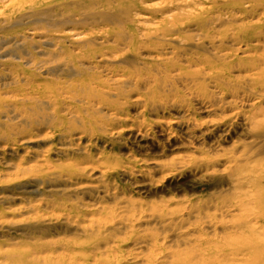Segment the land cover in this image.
Returning <instances> with one entry per match:
<instances>
[{
  "label": "bare ground",
  "instance_id": "1",
  "mask_svg": "<svg viewBox=\"0 0 264 264\" xmlns=\"http://www.w3.org/2000/svg\"><path fill=\"white\" fill-rule=\"evenodd\" d=\"M10 1L0 0V33L7 32L21 20L29 24L33 21L30 17L16 15L10 5H6ZM26 1L31 4L34 0ZM57 1L54 5L51 2L50 7V11H59L49 21L54 28L53 33L48 39L46 32L43 38L51 45L49 52L40 58L29 52H25V56H16L20 62L31 65L33 70L44 72L47 77L39 74L31 77L26 75L25 69L24 73L17 72L18 68H22L19 64H6L11 66L10 73L17 72L16 77V74L25 76L21 77L25 87L29 86L32 90L29 94L17 97L21 104H12L13 101L8 103L0 96V114H5L9 123H12L9 118L18 119V134L28 133L37 126L46 128V136L52 141L62 140L63 144L71 142L76 135L78 141L89 136V142L93 138L109 142L108 138L117 133L116 126L123 124L124 120L128 121L126 119L129 117L123 111L132 103L140 107L141 121H131L129 128H136L135 137L141 141L153 134V124L158 126L159 136L164 135L168 140L180 138L191 144L194 139L205 136L216 135L222 139L232 132L241 133L248 125L246 123L250 122V131L257 142L243 148L256 150L254 156H257V160L256 157H247L246 153L241 155L239 152L237 156L235 150L231 153L223 151V155L215 157L205 151L201 153L200 160L190 155L167 162L157 158L142 159L133 164L132 172L118 158L98 157L97 163L91 162L85 166L74 161L73 165H67L71 166L70 170L63 166L69 178L81 179L88 172V167H92L90 171L93 173L101 169L98 175L107 184L110 176L118 172L122 175L130 173L132 178L135 175L145 178L155 172H162L171 178L185 167L203 168L207 173L211 171L214 177L216 166L227 164L236 169L232 181L234 178L238 181L245 172L244 167L253 163L264 164V0H198L202 1L200 5L194 4L195 0H165L161 13L170 14L144 25L141 30L128 21L130 9L119 11L116 6L108 8L119 2L128 8L133 4L132 0ZM82 4L91 6V10L99 8L101 12L95 9L81 14L79 10ZM69 6L76 7L70 10ZM57 32L62 37L53 36ZM4 40L6 38L1 35L0 41ZM144 50L150 53L147 58L140 55V51ZM23 89L18 91L23 92ZM245 105L251 109L249 115L241 110ZM170 110L188 115L166 119L164 123L158 114ZM224 110L232 115L224 118L213 115ZM104 111L109 115L106 116ZM196 112L213 115L215 119L210 117L209 122L192 119L196 117ZM149 114H156L158 120H149ZM171 125L179 132L172 130ZM121 128L122 131L126 129L124 125ZM192 130L199 135L193 134ZM13 132L5 135L6 145H10L17 135ZM176 133L182 135L177 136ZM1 137L3 135L0 134ZM54 142L49 151L54 147ZM89 142L86 148L91 146ZM219 148L220 144L216 143L215 151ZM57 151L64 155L69 148L59 144ZM72 157L74 155L64 158L70 160ZM50 161L45 157L43 174L45 177L59 178L55 175L63 173L62 165H58L60 169L57 170L60 172L54 173L56 166L53 167ZM31 168L32 171L36 170V167ZM231 179L228 181L232 183ZM260 185L261 182H258L252 186ZM130 204L127 203V206ZM56 206L68 208L65 200ZM139 220L131 218L124 225V230H129V234L138 236L134 238L135 245L127 251L123 249V241L118 239V229L112 228L113 219L104 225L92 220L83 221L79 226L82 235L76 240L88 242L92 238L93 241L89 242L91 245L100 239L112 242L104 254H94L93 249L89 254L93 257L104 255L106 258L115 255L117 264H264V249L253 242L254 245L241 246L242 254L231 256L228 252L225 254V246L208 248L209 235L205 232L195 236L178 232V242L167 246V237L160 239L154 236L148 241L139 236L135 231V223ZM162 220L160 223L167 227L176 222L173 217ZM187 220H190L189 216ZM179 221L182 223L185 220ZM59 225L65 227L61 220L53 221L49 226L61 229ZM170 231L174 233L175 229ZM199 239L201 243H195ZM72 252L68 257L74 260L75 253ZM86 255L85 252L79 254L81 259L85 256L84 260L89 256Z\"/></svg>",
  "mask_w": 264,
  "mask_h": 264
},
{
  "label": "rangeland",
  "instance_id": "2",
  "mask_svg": "<svg viewBox=\"0 0 264 264\" xmlns=\"http://www.w3.org/2000/svg\"><path fill=\"white\" fill-rule=\"evenodd\" d=\"M55 1L34 0L29 4L26 0H11L6 3V5H10L13 12H16V15L20 14L33 20L32 24L21 20L10 27L7 32L0 33V36L6 38V40L0 41V96L8 103L13 101L12 104H21V100L17 97L32 92L29 86L25 87V81L21 78L23 75L16 74L18 76L16 77L15 73H21L25 69L26 75L31 77L38 74L47 77L44 72L33 70L31 65L25 64L23 61L20 62L16 56L19 54L25 56V52H29V54H35L34 56L40 58L39 56L43 57L49 52L51 45L43 38L47 32L46 35L49 39L50 33H53L54 30L49 21L54 13L59 12L50 11L51 2L54 5ZM132 1H134L133 4L128 8L121 2L112 4L108 8L112 9L116 6L119 7V11L130 9L128 21L138 30H141L144 25L158 21L163 16L170 14L162 15L163 13H161L160 9L165 6V0ZM18 2L19 4H17ZM201 2L195 0L194 4L200 5ZM75 7L69 6L68 8L72 10ZM95 9L101 12V9ZM95 9L91 10V6L82 4L79 13L86 14ZM173 9L170 10L173 11ZM53 36L62 37L59 32ZM140 55L147 58L150 53L148 50H144L140 51ZM7 62L17 63L23 69L18 68L19 71L17 69V72L10 73L11 66L6 65ZM21 89L23 92L18 91ZM241 110L247 115L251 113V109L247 105ZM140 112V107H136L132 103L128 104L123 111V114L129 117L126 119L128 121L124 120L123 124L116 126L118 127L115 131L117 133L108 138L109 142L105 140L100 142L95 138L89 142V136L78 141L76 135L71 142L66 141L65 144L62 140L52 141L49 136H46V128H37V126H34L30 132L19 133L21 134L19 135L16 132V127L20 125L18 119L9 118L12 122L9 123L5 114H0V134L3 135L0 138V264H63V262L64 264L67 262L71 264H117L115 255L106 258L104 255L93 257L89 254L92 249L94 254L98 252L104 254L106 248L112 246V242L100 239L91 245L89 242L93 241L92 238H89L88 242L82 239L76 240L82 235L79 229L80 224L90 220L104 225L113 219L112 228L118 229L116 234L118 239L123 241V249L126 251L135 245L134 238L138 237L135 234H129V230H124V225L127 224L126 220L131 218L140 219L135 223V231L139 236H143L148 241L154 236H158L160 239L167 237V246L178 242V232L194 236L205 232L209 235L208 248L225 246V254L228 252L231 256L242 254L241 246L243 244L254 245L252 242L264 249V164L253 163L244 167L245 172L238 181H235L236 178L232 181L231 178L232 175L235 176L236 169L227 164L216 166L214 177L211 176V171L207 173L199 167H185L178 170L176 175L171 178L162 172H155L145 178L136 175L132 178L130 173L126 172L122 175L121 172H118L110 176L108 184L98 175L101 169H97L98 171L93 173L90 171L92 167H88V172L81 179L68 177L67 170H70L71 167L67 166L68 164L73 165L75 161L76 164L85 166L91 162L97 163L98 157L118 158L132 172L134 171L133 164L142 159L157 158L167 162L190 155L200 160L201 153L205 151H209L211 156L215 157L223 155V151L231 153L235 150L237 156L239 152L241 155L246 153L247 157H256L255 160H257V156H254L256 150L243 149L251 143H257L250 131V122L246 123L248 124L246 127V124L244 125L245 128L241 127L244 128L241 133L232 132L227 138L222 139L216 135L205 136L194 139L191 144L180 138L168 140L164 135L159 136L158 126L153 124L151 128L153 134L148 139L141 141L135 137L136 128L133 130L129 128L132 124L131 121H141L139 119L141 118ZM248 112L250 113L248 114ZM108 115L109 113H106V116ZM186 115L188 114L176 110L158 114L164 123L167 122L166 119ZM195 115L196 117H192V119L197 118L200 121L209 122V119H215L213 115L224 118L230 117L232 113L224 110V112H216L213 115H204L198 112ZM156 116V114H149L148 119L156 122L158 120ZM121 125H124L126 129L122 131ZM135 125L137 126V124ZM171 129L179 132L173 125H171ZM190 130L191 128L189 129L191 134ZM11 131L16 132L17 135L14 136L10 145H6L5 135ZM192 132L199 135L198 132L194 133V130ZM179 135L177 134V136ZM186 140L188 141V139ZM53 142L55 145L49 151ZM88 142L91 146L86 148ZM216 143L220 144V148L215 151ZM59 144L69 148L67 154L63 155L57 151ZM70 155H74V157L70 160L64 158ZM45 157L49 161L51 160L50 162L53 167L56 166V170L62 168L61 172L63 173L55 175L59 178L45 177L46 175L43 174ZM58 165L62 166L58 168ZM63 166H66L67 170ZM31 167H36V170L32 171ZM96 167L97 165H95ZM56 170L54 173L60 172V170ZM31 173L33 174L31 175ZM24 175L27 177L26 179H24ZM21 179L22 181H20ZM230 179L232 183L228 181ZM258 182H261L260 186H252ZM63 200L67 203L68 208L56 206ZM127 203L131 204L127 206ZM70 204L74 207L70 208ZM188 216L189 221L187 220ZM168 217H173L176 220L171 227L160 223L163 221L162 219ZM179 219L185 221L181 223ZM56 220H61L65 227L59 225L61 229H53L52 226H49ZM172 229H175L174 233L170 231ZM195 243H201V240L199 239ZM72 251L75 253L74 260L68 257L69 253H73ZM83 252L87 253L86 257L90 256H88L89 260L88 258L84 260L85 256L81 259L79 254ZM112 258L114 259L112 260Z\"/></svg>",
  "mask_w": 264,
  "mask_h": 264
}]
</instances>
